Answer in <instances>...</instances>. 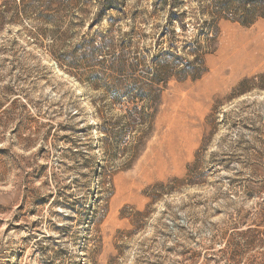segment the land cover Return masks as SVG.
<instances>
[{"label": "rangeland", "instance_id": "obj_1", "mask_svg": "<svg viewBox=\"0 0 264 264\" xmlns=\"http://www.w3.org/2000/svg\"><path fill=\"white\" fill-rule=\"evenodd\" d=\"M212 1L179 0L183 29L173 0H0V264H264V57L199 88L264 18L221 17L199 63ZM143 85L128 136L114 101Z\"/></svg>", "mask_w": 264, "mask_h": 264}, {"label": "trees", "instance_id": "obj_2", "mask_svg": "<svg viewBox=\"0 0 264 264\" xmlns=\"http://www.w3.org/2000/svg\"><path fill=\"white\" fill-rule=\"evenodd\" d=\"M180 8L181 3L179 0H173V22L175 23L178 21L182 28L185 29L188 27V24L185 20L187 18L188 11L186 9L181 10ZM201 9L202 14L204 16L207 15L208 18L205 19L204 22L198 27L195 26L197 35L190 44V53L196 56V61L201 60L199 63L203 62L202 56L207 52L205 49L209 48L208 46H205V44H201L200 39L204 37L206 42H211L217 38V22L221 17L223 18L225 16L239 18L243 23L246 24H251L260 17L264 18V0H213L208 7L205 8V6H201ZM17 13L24 15L25 9L17 8ZM168 55L173 56L172 54ZM189 69L190 72H187L188 74L186 77H191L192 79L198 78V68L193 67ZM160 75L163 76L162 71L160 72ZM153 79L148 80V82L145 83L147 84V87L153 84H160V82L161 84H166L167 82L163 79L157 80L156 76H154ZM145 87L146 86L143 85L141 87L139 86L138 88H126V90H122V95L115 98L116 100L114 102L116 103H119V101H121L123 98H125L129 103L121 108L122 111L126 112L125 115L121 117V119H124L126 122L121 125H124V128H127V131H129L128 136L131 134V132L136 130L145 131L148 125L151 123V119L155 111L154 109L158 107L157 100L153 101V99L149 98V96H146L145 92L142 91V89H145ZM135 102H137L136 105ZM117 123L115 122L113 125L108 123L109 128H107V130L110 131V129H112L111 131H113V128L119 127V123Z\"/></svg>", "mask_w": 264, "mask_h": 264}, {"label": "bare ground", "instance_id": "obj_3", "mask_svg": "<svg viewBox=\"0 0 264 264\" xmlns=\"http://www.w3.org/2000/svg\"><path fill=\"white\" fill-rule=\"evenodd\" d=\"M260 29L264 31V23L260 25ZM250 34L243 31H234L229 34L228 42L220 52L217 60H211L215 67L213 75L203 84L199 86L200 90L212 91L221 85L222 72L229 67L234 74H238L245 66L252 67L260 64L264 57V34L257 35ZM219 60V61H218ZM264 62V60H262ZM218 62V63H217ZM190 100L185 98L181 101L183 107H188ZM155 164L152 171H146L145 177L151 178L155 174H161L164 171L165 163L160 158Z\"/></svg>", "mask_w": 264, "mask_h": 264}]
</instances>
